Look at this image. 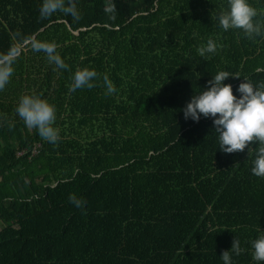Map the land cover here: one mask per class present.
<instances>
[{
	"label": "trees",
	"instance_id": "obj_1",
	"mask_svg": "<svg viewBox=\"0 0 264 264\" xmlns=\"http://www.w3.org/2000/svg\"><path fill=\"white\" fill-rule=\"evenodd\" d=\"M60 2L42 15L44 0H0V264H223L235 237L232 264H257V142L221 152L212 118L182 109L220 70L234 95L264 84V35L219 28L227 0ZM249 3L264 24V0ZM83 68L93 87L71 91ZM22 95L54 105L55 144L17 115Z\"/></svg>",
	"mask_w": 264,
	"mask_h": 264
},
{
	"label": "clouds",
	"instance_id": "obj_2",
	"mask_svg": "<svg viewBox=\"0 0 264 264\" xmlns=\"http://www.w3.org/2000/svg\"><path fill=\"white\" fill-rule=\"evenodd\" d=\"M60 0H44L40 9L42 15L51 14L60 8ZM257 17V10L249 0H227V9L215 17V23L224 31L240 29L248 38L264 35V24ZM216 44L208 40L206 45L197 49L201 56L214 53ZM47 51L51 53L52 49ZM60 68L66 65L55 57ZM9 72L0 70V88L7 82ZM97 73L88 68L78 69L72 77L71 91L82 87H93V79ZM208 81L207 87L190 99L182 109L184 118L199 122L201 117L212 118L214 131L218 133L219 151L224 153L243 152L248 150V157L252 155V143L257 142L255 156L252 159L251 172L257 177H264V84L254 86L247 78H243L235 91L233 85L225 83L230 75L220 70ZM104 82L108 93L114 91L107 75ZM26 127L36 129L39 136L49 143L55 144L59 139L58 130L53 126L55 121V107L47 100L37 95H22L15 109ZM69 202L77 208H82L84 201L75 195L69 196ZM252 259L257 264L264 262V231L251 240ZM242 251L240 241L235 237L230 251H224L220 258L223 264H232V254L239 255Z\"/></svg>",
	"mask_w": 264,
	"mask_h": 264
},
{
	"label": "water",
	"instance_id": "obj_3",
	"mask_svg": "<svg viewBox=\"0 0 264 264\" xmlns=\"http://www.w3.org/2000/svg\"><path fill=\"white\" fill-rule=\"evenodd\" d=\"M11 58V56H9L7 59Z\"/></svg>",
	"mask_w": 264,
	"mask_h": 264
}]
</instances>
